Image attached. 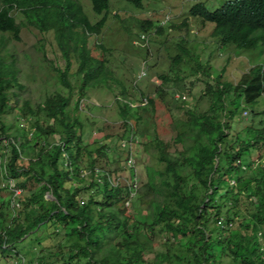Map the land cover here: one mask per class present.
Listing matches in <instances>:
<instances>
[{"label": "trees", "instance_id": "trees-1", "mask_svg": "<svg viewBox=\"0 0 264 264\" xmlns=\"http://www.w3.org/2000/svg\"><path fill=\"white\" fill-rule=\"evenodd\" d=\"M89 1L93 14L101 16L96 23L78 0H0V138H11L2 122L10 107L9 93L24 90L10 47L11 40L20 41L22 29L53 35L65 68L52 70L69 92L47 96L35 106L24 102L20 109L33 132L28 137L19 131V140L13 136L8 142L4 174L12 183L0 189L8 197L0 202L12 204L13 214L0 211V255L17 253L27 237L46 227L55 243L47 248L36 240L40 250L29 264H221L222 256L230 264H264V125L253 121L243 135H230L231 122L264 95V66L251 67L233 84L224 81L225 69L213 77L209 63H201L199 54L187 50L182 41L170 60L178 66L190 58L193 72L204 78L203 96L209 97V108L201 113L182 106L181 118H174L161 86L153 98H146V105L133 108L127 101L128 89L108 66L110 49L99 41L112 0ZM120 1L136 10L143 7V0ZM186 13L188 18L173 29H187L196 20L203 28L213 25L212 36L220 48L264 49V0L228 1L213 11L197 1ZM154 27L156 34H162V27L151 21L141 22L138 30L148 33ZM73 66L80 85L79 101L72 109ZM158 79L162 84L171 81L165 74ZM112 85L118 90L116 105L130 142L143 122L139 111L154 110L161 103L172 117L175 136L170 141L155 133L143 144L161 169L151 170L139 190L133 187V169L129 184H114L110 172L101 175L95 169L96 159L107 157L106 147L90 151L82 139L83 124L73 115L87 90L106 88L113 93ZM251 115L255 120L264 113ZM254 154L258 163L245 160ZM84 170L89 171L87 176ZM126 204L131 205L130 212ZM242 205L248 219L239 220L235 209ZM143 211L147 217L140 218ZM214 224L220 227L211 228ZM233 224L235 230L230 231ZM161 233L178 241L165 243L149 261L146 256Z\"/></svg>", "mask_w": 264, "mask_h": 264}, {"label": "rangeland", "instance_id": "rangeland-1", "mask_svg": "<svg viewBox=\"0 0 264 264\" xmlns=\"http://www.w3.org/2000/svg\"><path fill=\"white\" fill-rule=\"evenodd\" d=\"M78 1L92 23L100 20L101 16L93 14L89 0ZM197 1L204 2L206 9L213 11L226 2L234 0H143L141 10H136L120 0H112L110 12L111 15H117V17L113 18L110 15L99 41L110 49L109 57H107L108 66L115 77L128 89L130 97L127 101L131 107L146 105V98H153L155 91L161 86L168 93L169 97H167L166 103L169 104L170 113L173 114L174 118H181L178 108L182 106L185 109L193 108L196 112L201 113L209 108V97L203 96L204 78L193 72V63L190 58H185V62L178 66L170 60L177 55L176 45L182 41L187 50L193 54H199L201 63H209L212 67L211 75L213 77L225 69L224 81L233 84H237L241 76L248 72L251 67L264 66V49L260 46L253 51L237 50L233 46L220 48L212 36V24L203 28L196 20H191L187 29H173L171 26L181 25L188 18L186 12ZM143 21H151L156 27H162V34H156L155 27L148 33L140 32L138 27ZM122 26L132 34H127ZM10 47L12 52H15L19 62L21 71L19 79L24 90L19 92L14 89L9 93L11 98L9 111L2 117L7 136L11 138L6 140L3 137L0 138V156H3L0 159V189L8 183V185L12 183L5 178L4 174V166L10 151L8 142H12V137H17L19 131H23L28 137H31L33 132L31 123L20 116V109L24 102L35 106L42 103L45 97L55 93L63 96L69 94L60 85L56 72L52 70V68L63 70L65 67L51 33H41L34 28L22 29L20 41L11 40ZM90 47L93 49L92 44ZM93 55L96 56L97 53L93 52ZM75 69L73 66L72 75L69 76L72 85V93L70 94L72 109L79 101L77 92L80 82L78 77L73 76ZM160 74L167 75L171 81L162 84L158 79ZM112 87L113 93L106 88L87 90L80 100L79 109L73 115L78 116L83 124L82 139L85 144L90 146V151L93 152L100 147H106L107 157L104 159L97 158L95 169L98 172L101 171V175L107 171L110 172V181L114 184L116 182L121 184L132 183L129 180V172L133 169L135 188L139 190L147 183L151 170L161 169V166L156 164L152 152L149 155L146 154L143 144L152 140L155 133L160 139L170 141L175 136V132L171 128L172 117L161 103H157L154 110L150 109L145 113L139 111L143 122L139 127V134L130 142L131 137H127L116 105V100L119 97L118 90L115 85ZM13 93H16L17 96H14ZM246 109L248 111L243 112L240 118L238 117L231 122L230 135L232 137L237 134L243 135L245 130L253 125V121L255 125L260 121L264 125V116L254 120L251 115V112L264 113V95L255 104L246 106ZM54 139L57 137L55 136ZM17 140H19L18 137ZM125 143H131L129 150L122 147ZM126 151H129L134 159L131 166L126 163ZM261 154L264 156L263 150ZM252 159H254L255 164L258 163V155L245 157L247 161ZM26 160L23 159L25 166L27 165ZM83 174L87 176L89 171L84 170ZM81 196L82 199L86 198L85 193ZM7 198V194L0 190V201ZM46 198L50 199L48 196ZM127 205L126 208L130 212L131 205ZM12 207V204L3 206L0 202V211L9 214L10 211L12 213ZM246 208V205H242L235 209L239 220L248 219ZM145 217H147L146 212L143 211L140 218ZM234 226L233 224L229 230H235ZM217 227H220L219 224H214V227L211 228ZM49 231L46 227L41 228L39 232L27 237L25 242L17 247V253L12 251L10 254L0 255V264H29L34 262L35 253L40 250L36 240L47 248L53 247L55 243L51 239ZM177 241V239L164 233L157 235L155 247L146 258L151 261L155 252L164 250L163 245L165 243H177ZM220 263L230 264V260L222 256Z\"/></svg>", "mask_w": 264, "mask_h": 264}, {"label": "built area", "instance_id": "built-area-1", "mask_svg": "<svg viewBox=\"0 0 264 264\" xmlns=\"http://www.w3.org/2000/svg\"><path fill=\"white\" fill-rule=\"evenodd\" d=\"M131 145V143L129 144V143H125V144H123L122 145V147L123 148H126L127 150H129L130 149V146ZM126 163L128 164V166H131V164L133 165V163H134V159L131 157V155L129 154V156L127 157V159H126ZM135 183V182H134ZM133 187H134V190H136V188H135V184L133 185ZM16 193V195H19L20 194V191H16L15 192ZM135 193V192H134ZM133 196V195H132Z\"/></svg>", "mask_w": 264, "mask_h": 264}, {"label": "water", "instance_id": "water-1", "mask_svg": "<svg viewBox=\"0 0 264 264\" xmlns=\"http://www.w3.org/2000/svg\"><path fill=\"white\" fill-rule=\"evenodd\" d=\"M49 198H51V197H49Z\"/></svg>", "mask_w": 264, "mask_h": 264}]
</instances>
